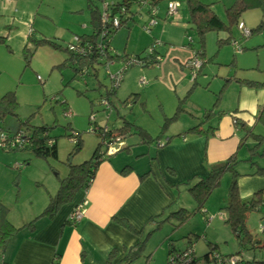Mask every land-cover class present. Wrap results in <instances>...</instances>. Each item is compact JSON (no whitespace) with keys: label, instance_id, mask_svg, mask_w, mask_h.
Returning <instances> with one entry per match:
<instances>
[{"label":"rangeland","instance_id":"1","mask_svg":"<svg viewBox=\"0 0 264 264\" xmlns=\"http://www.w3.org/2000/svg\"><path fill=\"white\" fill-rule=\"evenodd\" d=\"M111 1L117 0H108V2ZM170 1H174L179 5V14L188 16L185 0H163L155 7L157 17L155 21L158 24L147 31L150 16L145 9H141L140 13L135 14L134 20L127 21L130 25L129 34L125 28L126 25H124L114 35L111 47L115 49L117 55L132 52L140 53L154 41H160L159 37L162 36L163 26H168L166 25L167 19L174 18L168 14L166 8ZM201 2L212 4L218 18L227 27H231L229 30L224 29L217 34L216 32L207 34L212 36L213 39L209 42L210 44L208 43V47L206 46L208 50L207 59L202 58L203 60H201L203 69L199 79H202L205 74L211 81L199 91H196L198 86L194 84L193 89L191 88L188 92V96L194 100L195 98L200 99L197 95L198 92L203 95L211 94L213 99L209 100V105L213 107L218 93L219 102L214 111L226 110L231 114L235 109L237 94L233 91L236 83L225 81L228 78L226 76L228 73L231 72L230 77H233L238 70L241 76L264 82V29L256 31L246 38L241 34L236 24H231L226 14V8L234 4L235 0H201ZM86 4V0H0V36H8L6 43L0 44V97L7 92H15V100L18 103L17 116L23 121L28 120L32 126L48 127L50 135L57 138L58 152L57 159H35L27 151L18 152L16 154L21 159H16V161H19L20 164L23 158L27 159L31 156L28 164L23 165L24 167L20 173L14 168L12 169L13 173L10 172L11 175L1 176L0 174V184L3 179L5 187L3 192L0 191V194L6 199L5 205L9 208L10 213L9 220L15 227L23 226L31 221L37 223L39 219L35 218H38L44 211L43 209L48 205L50 197L57 193L61 180L67 176L69 163L73 165L81 164L92 157L95 148L101 142V138L97 134H91L89 129L91 125H94L91 120L95 119V123L105 126L101 121L105 119L104 116L109 114L111 118H108L106 126L113 130L121 128L123 121L120 119H123L122 115H124L127 121L135 125L146 121L151 129L156 131V134L153 132L155 137L162 132L164 125L176 122L173 120L168 122L163 119L157 120L158 108L156 103L153 104L157 99L154 95L147 93L144 100L146 107H148L147 111L152 117L149 119H154V121L150 122L145 119L146 116L145 118L141 116L143 114L141 102L134 103L133 96L130 95L131 90L120 89L119 94L113 99V102L111 101L112 104L109 107L111 110L103 111V107L99 104L101 99L106 97V90L111 83L105 70L99 67L97 79L90 76L79 77L74 67L72 68L65 63L69 53L52 49L46 43L37 42L41 38L56 40L64 48L74 43L75 36L89 34L90 28H82L85 23L89 26L90 12ZM131 9L134 12L137 11L136 7ZM238 21L244 23L247 30H255L261 22L264 23L262 9L247 10L238 17ZM169 22L172 23L173 21L169 20ZM169 28L168 31H170ZM30 29L34 31V37H32L34 39L27 41ZM186 29L189 34L191 33L190 38H192L194 48L198 50L200 47L198 36L191 31L190 26ZM174 30L176 31V29ZM140 33H150V35L143 37ZM74 34L76 35L74 36ZM218 34H220V38L230 37V41L232 39L236 40L244 51L237 55L233 53L232 43L218 45ZM176 36V33L175 35L172 34V38L175 37V40L167 43L181 45L183 33ZM188 39V37L185 39L184 44H189ZM206 40L207 38H205V42ZM217 52L220 54L218 55ZM225 52H230V55H224ZM232 57L243 58L239 69L235 67L237 62L235 64ZM115 70L117 69L111 68V72ZM135 70H138L137 66L126 70V73L133 74ZM137 79L136 75L133 82L135 83ZM85 81L87 84H85ZM138 85L139 87H136L134 91L143 94V86ZM197 85H200L198 81ZM111 112L113 113L111 114ZM206 116L207 114L201 116V118ZM15 124V118L7 117L3 122L0 121V129H9V126H13L10 130H15ZM72 132L79 133L81 139V151L73 153V155L71 154L73 143L68 137ZM252 133L264 137V125L256 123L252 128ZM243 135L244 133L242 134L237 130L232 139H228L223 145L221 155L211 156L212 152L208 151L207 155L200 159L189 154V157L194 160L193 164L187 162L184 155L179 154L180 166L178 169L175 172L172 168L164 169L171 177L174 176L172 178L173 182L171 180L168 182V189L170 192H175L173 198L175 202L170 206L171 209L165 212L164 216L152 217L157 221H163V223L157 228V223L154 224L149 220L145 226L139 227L137 233L134 232L137 237L136 244L130 248H122L124 255L120 260H117L119 251H111L113 257H115L112 263L167 264L168 243L172 241L177 248H182L187 246V239H191V243H194L197 256L208 253L211 248L208 245H211L212 247L215 246L221 254L230 255L241 251L244 258L262 257L264 255L263 251L253 250L251 247H239L235 235L226 223L225 210L229 200V189L232 185L235 184L237 193L241 197L247 191L253 194L261 191V188H258L259 182L251 188H241L239 183L243 177H233V171H226L219 179L217 187L212 189L208 199L204 202L205 214L198 211L190 215L196 208V202L190 192V188L196 181V179H193L194 175L206 176L210 165L226 161L232 156L231 154L235 157V171L240 173L252 171L255 173L259 168H264V141L259 145L253 135L249 134L242 140ZM128 138H134L137 141L133 146H137L135 153L140 152L138 150L140 146L148 147L152 145L150 143L142 144L140 137L137 135H129ZM153 148L152 154L148 155L149 159H156L155 155L161 149L158 146ZM143 150L144 148L141 149V151ZM122 154L128 156L126 151H122ZM129 157L133 160L137 158L133 155H129ZM4 158L0 150V165H4ZM145 158L149 162L147 156ZM138 159L143 158L138 157ZM151 175L155 176L154 171L151 172ZM262 177L264 180V176ZM258 178L260 177L258 176ZM253 188H256V190ZM248 197H252V195ZM181 208L188 211L190 215L185 223L178 226V221L175 218L166 220L169 214ZM262 209L261 212L257 210L248 212L249 215L245 222L247 230L251 234L257 235V238H260L261 233L264 231L259 232L260 223L264 224V219H262L264 208ZM20 232L22 231L20 230ZM139 243H141L142 249L138 252L140 253L138 257L131 262L126 261V257L129 258L130 254L137 250V246H140ZM1 252L0 249V254ZM105 263L106 261L102 264Z\"/></svg>","mask_w":264,"mask_h":264},{"label":"crops","instance_id":"2","mask_svg":"<svg viewBox=\"0 0 264 264\" xmlns=\"http://www.w3.org/2000/svg\"><path fill=\"white\" fill-rule=\"evenodd\" d=\"M172 16L174 18L167 19L166 25L168 26H163L162 36L159 37V42L162 43V46L158 48L161 56L160 62L154 66H143V68L138 66V70H135L133 74L125 72L123 80L120 82L111 101L116 98L120 89L131 90L130 94H132L135 92L136 87H139L138 84H140L143 86L144 91L143 94L138 92L134 103L141 102L143 110L141 116L144 118L146 116L147 118L145 119H148L150 122L154 121V119H149L152 117H150L147 111L148 107H146L147 105L144 100L147 93L154 95L157 99L153 103H156L158 108V117L156 119H163L165 122L169 120L176 122L164 125L161 130L162 132L156 137L153 135V132L155 133L156 131H153L146 121L139 122L136 126L143 129L144 132L149 134L150 138L157 139V141H154L155 143L151 142L150 144L152 145L148 147L140 146L138 149L140 152L135 153L137 146L133 147L132 144L137 143V141L134 138L129 139L126 137L127 140L124 142V145L131 144L130 149L126 151L128 156L125 154L121 155L123 150L121 151L120 146L114 143L113 149L115 152L110 155L115 158H110L109 161H104L99 165L95 178L91 182L86 194L81 193L75 203L60 209L51 221L46 218L40 219L34 225V228L25 229L15 234L3 247L0 246L2 251L0 260H3V264H54L55 260L53 257L56 254L59 255L57 257L58 264H102L109 257L112 250L119 251L117 260H120L124 255L122 248H130L136 244L137 237L134 232L136 231L135 233H137V229L143 225L145 226L152 217H162L166 211L171 209L170 206L175 202V199H173L175 192H170L168 182L170 180L173 182L172 178L174 176L171 177L165 170L172 168L175 172L180 166V155H184L186 161L191 164H193L194 160L189 157V154L200 159L204 158L208 151L212 152L211 156L221 155L220 152H222L223 145L228 139H232L237 130L243 134L242 125L236 124L234 120L249 127L256 125L254 118L258 114L260 106L264 103V87H247L240 81H255V79L241 76L238 70L234 73L233 77H230L231 72L228 73L226 75L228 78L225 80L226 82L236 83L233 91L236 92L237 97L234 105L235 109L231 114L226 110L215 112L214 108L216 107H214V104L213 107L209 105V100L213 99V95L211 94L203 95L201 92H198L197 95L200 99L195 98L192 100L189 98L188 92H190L191 88L193 89L194 84L198 86L196 91H199L204 86L206 87L211 80L205 74L202 79H199L203 64L197 72L196 77L192 79L185 65L191 60L197 49L194 48L193 43H191V48L188 46L189 44H184L187 37L190 42L192 39L190 38L191 33L189 34L186 29L189 26L188 16L179 14V10H176V13ZM169 20L173 22L170 23ZM82 28H90V33L83 35H92L94 33L87 23L82 25ZM125 28L129 34V22H127ZM168 28L170 31H168ZM175 33L177 36L181 33L185 36L182 37L181 45L167 43L175 40V37L172 38V34L175 35ZM140 34L143 37L150 35V33ZM207 34L205 36L207 40L206 42L204 41L205 43L203 42L204 46L201 53V58L203 59H207L208 43L213 39L212 36H208ZM218 36L217 40L223 39L220 38V34ZM198 50H200V47ZM229 53L225 52L224 55L227 56ZM240 53H237V55ZM129 54H137V52ZM237 57L232 58L235 64L237 62L235 67L239 69L243 58L240 57L238 59ZM233 60L231 61L232 64ZM114 68L118 69V65ZM136 75L138 78L135 82L137 86L133 82V78ZM197 81L200 85H197ZM256 82L259 81L256 80ZM85 84H87L86 81ZM68 114L70 115V113ZM205 114L207 116L201 118ZM122 116L126 120V117ZM104 117L105 119L101 123L106 125L111 115L109 116L108 114ZM194 127H199L200 130L207 128L215 130L213 134L198 135L189 132V129ZM133 131V128H130L127 136L131 135ZM156 146L161 148L157 154L155 153L156 159H149L148 155L152 154L153 147ZM142 148H144L143 151H141ZM2 155L5 157V161L4 165H0V174L1 176L11 175L15 160L3 151ZM129 155L137 157L136 160L131 159ZM146 156L149 162H147ZM138 157H142L143 159H138ZM10 164L11 166H8ZM126 165H129L130 169H127L128 173L123 175L122 170ZM262 169L264 168L262 167ZM152 171H154L155 176L151 175ZM246 173L248 174L242 173L243 176L241 177L243 178L239 183L241 188H251L259 182L258 188H261L260 190L264 189L262 177L264 175H257L256 172L252 171H247ZM144 174L145 176L141 178L140 176ZM3 188L5 187L2 179L0 191L3 192ZM253 189L256 190V188ZM250 195L253 196L254 194L247 191L241 198L247 199ZM81 199L85 200L82 207V220L77 225L67 224L66 222L70 219V214H72L71 212L74 209L73 206L75 207ZM5 203L6 199L0 194V204L5 205ZM9 215L10 213H8V220ZM10 219L12 218L10 217ZM119 220H125L133 230L124 228L118 222Z\"/></svg>","mask_w":264,"mask_h":264},{"label":"trees","instance_id":"3","mask_svg":"<svg viewBox=\"0 0 264 264\" xmlns=\"http://www.w3.org/2000/svg\"><path fill=\"white\" fill-rule=\"evenodd\" d=\"M161 1L163 0H117L111 2H108V0H86L87 9L90 12L89 25L92 28V31H94L92 35L76 36L74 43L69 44L64 48L58 42H56V40L53 41L41 38L37 42L46 43L52 49L62 50L66 53H69V57L67 60H65V63H67L68 66H71L72 68L74 67V70L76 71V73H78L79 77L90 76L97 79V71L99 70V67L104 69L106 74H108L111 83L110 87L106 90V97L101 99L99 105L103 107V111H110L111 108L109 107H111L112 104L111 98L114 97L116 90L120 85V82H122L123 80L124 73L127 72L126 70L132 68L133 66H139L143 68V66H154L158 64L161 59L158 48L162 46L161 42L154 41L140 53H125L124 55H117L115 50L111 47V41L119 28L126 25L127 21L134 20L135 14L140 13V9H145L147 14L150 16V20L155 21V19L157 18L155 7H157ZM262 2L264 5V0H262ZM169 3L175 2L170 1ZM185 4L188 12V24L191 31L195 32L198 36L200 43V50H196L193 57H198L200 60H202L201 53L204 46L203 42L205 41L206 34L209 32L220 33L224 29L229 30L231 26L227 27L225 23L220 18H218V15L212 8V4H204L201 2V0H185ZM133 7L137 8L136 12L132 11L131 8ZM258 8H261V4L258 0H235L234 4L226 8V14L229 17V21L231 22V24H236V26L238 27V24L242 23L238 21V17L241 16L243 12ZM178 9L179 7H177V10ZM106 14L108 15V20L103 23L104 15ZM262 16L264 17V10H262ZM115 18L119 22V26L117 28H114L112 25V20ZM150 20L147 31H150V28L152 26L158 24L155 21V24L150 25ZM263 29L264 23L261 22L255 28V30H249L250 36L252 35V33L261 31ZM7 37L8 36H0V44H5ZM32 37H34V31L30 29L27 41L33 40L34 38ZM95 42H97L98 44L100 43L102 46L95 47ZM233 42H236V40L232 39L230 41V37L217 40L218 45L229 43L231 44ZM191 43L192 41H189L188 46L190 48ZM236 43L239 45V47L241 46L238 42ZM87 44H92V46L94 45V47H87L85 54L73 52L69 49L71 45L84 49ZM231 46L233 47L234 53L237 54L235 46L232 44ZM240 48L242 52L244 49L242 47ZM128 61H131V65L127 69L122 70V79L117 85H114L111 76L116 75L119 70L122 69L123 62ZM117 65L118 69L114 72H111V68H114ZM240 82L245 84L249 88L264 87V82L262 83L252 80H241ZM137 94L138 93L136 92L130 94L131 96H133L134 101L137 97ZM15 99V92L13 91L7 92L5 95L0 97V121L3 122L7 117H12L15 118L16 122L15 130H10L13 128V126H9V129H0V137L3 136L5 138L4 141H0V143L5 144V146L0 144V150L7 153L15 160V163L12 167L20 173V171L24 167L23 165L28 164V162L31 160V156H33V158L35 157V159H57L58 152L57 138L50 135L48 127L35 125L32 126L29 124L28 120L23 121L17 116L16 109L18 107V103ZM218 102L219 95H217V98L214 102V107L217 106ZM254 119L256 123H261L264 125V103L260 106V110L258 114L255 115ZM122 120L123 123L121 128L119 127L113 130L106 125L103 126L95 123V119L91 120L94 125H91L89 130L91 134H97V136L101 138V142L98 143L92 157L89 160L76 165L69 163L68 174L64 179L61 180L57 193L54 196L50 197L48 205L45 207V209H43L44 211L38 216V218L35 219L40 220L46 218L47 220L49 219L51 221V219H53L58 214L60 209H62L64 206H70V204L72 205L73 203H75L76 200L79 199V195L81 193L86 194L88 188L91 185V182L95 178L96 171L98 170L99 165L104 161H109L111 157V155L109 154V150L111 149V147H114L113 144L115 143V145L120 146L119 148L121 149V151H127L130 149L131 144H126V146L124 145V142L127 140L126 137H128L127 135L130 131V128H133L134 130L131 135H137L138 137H140L142 144H148L157 141V139L150 138L148 133L144 132L143 129H140L134 123H131L125 119ZM235 122L236 124L238 123L242 125L241 128L244 130L242 140H244L250 134L254 136L259 145L262 144V142L264 141V137L261 135H254L252 133L253 127L246 126L238 122L237 120H235ZM214 130L215 129L213 128L200 130L199 127H194L189 129V132L193 134L196 133L198 135H209L213 134ZM16 137H18L17 139H19V141L17 142L14 141ZM68 137L73 143L71 154L73 155V153L80 152V134L72 132V134H69ZM132 146H134V144H132ZM24 151H27L31 156L27 159L23 158L22 163L20 164L19 161H16V159L19 160L21 159V157H19L16 153ZM234 164L235 157L232 154V156L229 157L226 161L210 165L206 176H194L193 179H196V181L195 184L190 188V192L196 202V208L192 213H190V215H193L198 211L205 214L206 210L204 209V202H206V200L208 199L209 194H211L212 192V189L217 187V185L219 184V179L226 171H233V177L243 176L239 171H235ZM8 166H11V164ZM127 169H130L129 165H126L123 168V175L128 173ZM246 172H244V174H248ZM256 174L264 175V169L259 168ZM144 176L145 174L140 177L143 178ZM228 198L229 200L227 201L228 203L225 207L227 217L226 223L232 230V233L235 235L239 247H251L253 250L258 249L264 252V231L263 233L259 231L262 236L260 238H257L258 236L251 234L245 226V222L249 215L248 212L252 210L261 212L263 210L262 208H264V190L257 192L252 197L243 199L238 195L237 189L234 184V186L232 185V187L229 189ZM84 202L85 200L81 199L80 202L75 205V207L79 204H83ZM75 207L73 206V211L75 210ZM73 211L71 213H73ZM8 213V208L5 205L0 204V246L2 247L15 234H18L20 230L23 231V229H32L36 224V222L31 221L20 228H15L8 220ZM190 215L188 214V211H185V209L181 208L169 214L166 220L175 218L178 221V226H180V224L185 223L190 218ZM262 219H264V215ZM67 221V224H74L72 221H70V219ZM150 221L154 224L157 223V228H159L161 223H163V221H157L155 218H151ZM118 222L124 228L133 230L130 224H128L125 220H119ZM74 225L77 224L75 223ZM187 240V246L182 248H177L172 241L168 243L167 264H173V262H175V264L177 262L180 264H208L212 261H216V255H218V258L231 256L236 257L237 260H239L236 264H264V255L260 258H256L255 256H253L250 259L242 257L241 251L236 252L235 254L226 255L219 253V251H217V248L215 246L212 247L211 245H208V247H211L208 253L203 256H197L194 243H191V239ZM139 244L140 246H137V250L130 254L131 256L129 258L126 257V261L128 260V262H131L138 257V254H140L138 252L140 251V249H142L141 243ZM58 256L59 255L56 254L55 257H53L55 260L54 264H58ZM181 258H183V261H180ZM114 260L115 257H113V252H111L109 257L106 258L105 264H113L112 262H114ZM0 264H3V260H0Z\"/></svg>","mask_w":264,"mask_h":264},{"label":"built area","instance_id":"4","mask_svg":"<svg viewBox=\"0 0 264 264\" xmlns=\"http://www.w3.org/2000/svg\"><path fill=\"white\" fill-rule=\"evenodd\" d=\"M167 10H168V14L169 15H174L176 13V10H177V5L175 3H169L168 6L166 7ZM106 9V7H105ZM108 20V15H104V19H103V23ZM156 22L155 21H152L150 20V25H153L155 24ZM112 25L114 28H117L119 26V22L118 20L115 18L112 20ZM238 29L240 30L241 34L244 36V37H248L250 36V31L247 30L244 26L243 23H239L238 24ZM101 37V35H100ZM232 45L235 46V50H236V53H240L241 52V48L239 47V45L236 43V42H233ZM92 44H87L86 47H84V49L80 48V47H76V46H70V50L73 51V52H79L81 54H85L86 53V49L87 47H91ZM100 47L102 46L100 43L98 44L97 42H95V47ZM94 47V45L92 46ZM90 49V48H89ZM131 61H128V62H123V66H122V69L119 70V72L116 74V75H113L111 76V79L113 80V84L114 85H117L120 80L122 79V70L124 69H127L131 63ZM138 65V64H137ZM185 67L189 70L191 76H192V79H194L197 75V72L199 71L200 67H202V61L198 58V57H192L191 60L185 65ZM143 82H144V79H143ZM235 121V120H234ZM18 137H16L14 139V141H19V139H17ZM5 138L3 136L0 137V141H4ZM1 145L5 146V144H2L0 143ZM114 147H111V149L109 150V154H112L114 151L113 149ZM84 203L83 204H79L78 206L75 207V210L73 211V213L71 214L70 216V221H72L74 224L76 223H79L81 220H82V217H83V210H82V207H83ZM264 230V227H263V224L261 223L260 224V228H259V231H263ZM218 255H216V261H212L208 264H236L239 260H237L236 257H225V258H218L217 257ZM220 257V256H219ZM180 261H183V258L180 259ZM173 264H175V262H173ZM176 264H180V263H176Z\"/></svg>","mask_w":264,"mask_h":264},{"label":"water","instance_id":"5","mask_svg":"<svg viewBox=\"0 0 264 264\" xmlns=\"http://www.w3.org/2000/svg\"><path fill=\"white\" fill-rule=\"evenodd\" d=\"M259 2H260V4H261V8H262V10H264V5H263V2H262V0H258Z\"/></svg>","mask_w":264,"mask_h":264},{"label":"clouds","instance_id":"6","mask_svg":"<svg viewBox=\"0 0 264 264\" xmlns=\"http://www.w3.org/2000/svg\"><path fill=\"white\" fill-rule=\"evenodd\" d=\"M78 224V223H77Z\"/></svg>","mask_w":264,"mask_h":264}]
</instances>
